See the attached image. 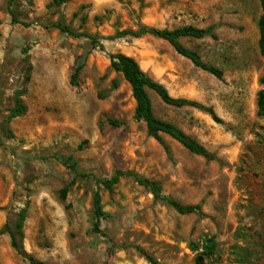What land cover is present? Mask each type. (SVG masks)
I'll use <instances>...</instances> for the list:
<instances>
[{
  "label": "rangeland",
  "instance_id": "rangeland-1",
  "mask_svg": "<svg viewBox=\"0 0 264 264\" xmlns=\"http://www.w3.org/2000/svg\"><path fill=\"white\" fill-rule=\"evenodd\" d=\"M260 14L259 0H0V264H30L28 256L43 264H149L138 249L158 264H194L210 247L206 264H264ZM185 26L214 27L203 39L178 42L220 70V79L165 40L112 39L142 27ZM118 53L171 97L213 111L168 106L147 90L154 117L197 141L212 160L147 134L129 84L110 66ZM22 89L25 112L10 120L9 138L4 122ZM118 170L199 211L181 215L131 177L111 191L97 184ZM97 191L105 214L99 231ZM23 208L14 249L9 232Z\"/></svg>",
  "mask_w": 264,
  "mask_h": 264
},
{
  "label": "trees",
  "instance_id": "trees-1",
  "mask_svg": "<svg viewBox=\"0 0 264 264\" xmlns=\"http://www.w3.org/2000/svg\"><path fill=\"white\" fill-rule=\"evenodd\" d=\"M14 0H8L9 3H12ZM67 0H53V4L61 5L66 3ZM261 14L258 19V31H259V40L258 47L259 51L262 55H264V0H259ZM214 27H209L207 29H199L192 26H185L178 28L173 31L166 30H158L155 28L142 27L137 31H122L117 33L112 37V39H120L128 36L134 38H140L144 35H151L153 37L162 39L167 41L174 50L181 55L182 57L189 60L194 66L201 69L204 72H207L217 79L222 77V73L220 70L213 68L204 64L199 56L188 49H185L179 42L180 38H192L196 40L203 39L209 35H211ZM61 30L65 32H69L66 28H61ZM72 34L71 32H69ZM73 35V34H72ZM92 44L95 47H99L103 49L102 45H100L95 39L90 38ZM25 50L24 52H26ZM110 66L111 68L122 75L125 82H127L131 88L132 97L135 101V118L139 121H142L147 130V134L156 140L159 143L161 141V135H166L170 137L172 140L176 141L183 148L189 151L191 154L203 157L207 160H212L214 156L209 153L203 146H201L197 141L192 139L190 136L184 134L181 130L173 126L172 124L158 120L154 117L152 112L151 101L148 97L147 90L154 92L159 99L166 105L172 106L175 108H183L190 107L195 108L204 112H207L213 115V111L209 108H206L202 104L184 99V98H173L169 95L167 89L157 81L150 78L140 67L138 62L134 60L132 57L118 53L112 54L109 56ZM262 84L264 85V75L261 79ZM26 93L25 89L17 91L15 93V106L10 111L6 121L4 122L3 130L5 134L12 138L13 135L8 128V124L11 119L18 118L25 112V107L22 102V97ZM257 108L258 113L262 115L264 113V89H262L258 93L257 99ZM115 125L118 123L115 122ZM125 177H131L139 186L147 189L153 197L155 202L164 203L168 207L174 209L177 213L181 215L193 214L199 211L198 206H181L173 199L163 195L160 187L155 182H152L148 179L140 177L138 174L134 172H123V171H115L113 176L108 180L97 181V184L102 187L106 191H111L113 187L118 184L120 179ZM93 207H94V217L95 223L93 225V229L95 231H99L100 229V220L105 216L101 205H100V196L97 191L93 197ZM26 219V208H23L19 211L17 215V221L15 223V231L9 232L11 238V245L14 249H18V245L16 242L17 237H22L23 234V226ZM138 251L145 257L149 264H158L156 260H154L151 256L146 254L142 249H138ZM214 252V248L210 247L208 251H204L198 254L194 260V264H206L205 260L208 256H210ZM27 260L30 264H43L35 260L34 258L28 256Z\"/></svg>",
  "mask_w": 264,
  "mask_h": 264
}]
</instances>
